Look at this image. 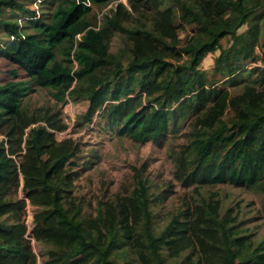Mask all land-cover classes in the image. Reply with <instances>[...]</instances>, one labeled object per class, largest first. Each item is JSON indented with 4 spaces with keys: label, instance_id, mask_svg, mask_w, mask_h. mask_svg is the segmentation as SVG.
<instances>
[{
    "label": "trees",
    "instance_id": "trees-1",
    "mask_svg": "<svg viewBox=\"0 0 264 264\" xmlns=\"http://www.w3.org/2000/svg\"><path fill=\"white\" fill-rule=\"evenodd\" d=\"M43 1L0 0V264H264V0ZM44 89L89 103L80 126L168 145L172 178L132 165L87 206L98 162L30 102Z\"/></svg>",
    "mask_w": 264,
    "mask_h": 264
},
{
    "label": "rangeland",
    "instance_id": "rangeland-1",
    "mask_svg": "<svg viewBox=\"0 0 264 264\" xmlns=\"http://www.w3.org/2000/svg\"><path fill=\"white\" fill-rule=\"evenodd\" d=\"M40 1L45 4L43 0H36V3H40ZM120 1L128 4V0H117L104 8L103 12L116 7L117 2ZM218 53L219 51L206 58L202 65L204 69L211 70L215 56ZM2 63L3 61L0 60V64ZM28 99L34 106L49 105L53 107V111L60 112L62 121L68 125V128L64 131H56L59 140L65 137H73L80 141L85 152H88L87 154L95 156L94 160L98 163L94 164L92 169L83 173L75 188V192L79 197L87 199V206L90 204L89 202H92V206L95 208L96 200L103 196L107 189L117 191L125 183L128 174L132 170V165H141L148 162V174L151 175V178L158 180L172 178L174 164L169 158L168 145L159 147L153 142L141 143L130 138L118 137L108 128L95 126L96 117L92 123H85L83 126L78 125L79 117L88 109L89 103L87 101H58L50 91L45 89L32 92ZM180 142H183V139H180ZM177 188L179 189V187ZM234 194H240V197L245 199L246 203L244 204L248 206V210H252L254 207V205L248 204L252 200L255 201L256 208L261 205V199L256 194L240 190L235 191ZM19 195L24 196L22 189ZM34 210L35 206L28 202L26 221L29 228L33 226ZM261 221L262 218L256 220V222ZM34 248L39 254L44 246L35 242Z\"/></svg>",
    "mask_w": 264,
    "mask_h": 264
},
{
    "label": "clouds",
    "instance_id": "clouds-1",
    "mask_svg": "<svg viewBox=\"0 0 264 264\" xmlns=\"http://www.w3.org/2000/svg\"><path fill=\"white\" fill-rule=\"evenodd\" d=\"M32 227H33V226H32ZM30 229H31V228H30ZM32 242H33V245H35V242H36L35 239H32Z\"/></svg>",
    "mask_w": 264,
    "mask_h": 264
}]
</instances>
